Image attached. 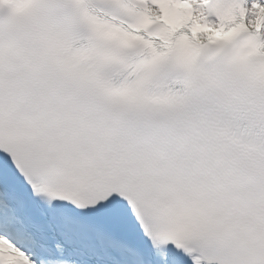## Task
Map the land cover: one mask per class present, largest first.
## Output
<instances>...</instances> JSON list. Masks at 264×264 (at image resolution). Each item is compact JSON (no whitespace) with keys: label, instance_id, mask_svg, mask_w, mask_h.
<instances>
[{"label":"snow or ice","instance_id":"6c2138e0","mask_svg":"<svg viewBox=\"0 0 264 264\" xmlns=\"http://www.w3.org/2000/svg\"><path fill=\"white\" fill-rule=\"evenodd\" d=\"M0 264H264V0H0Z\"/></svg>","mask_w":264,"mask_h":264}]
</instances>
